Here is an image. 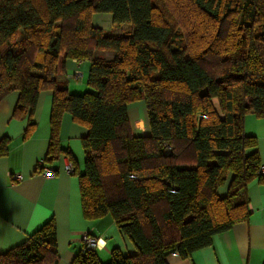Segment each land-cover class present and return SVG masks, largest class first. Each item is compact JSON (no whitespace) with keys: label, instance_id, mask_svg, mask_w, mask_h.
<instances>
[{"label":"trees","instance_id":"1","mask_svg":"<svg viewBox=\"0 0 264 264\" xmlns=\"http://www.w3.org/2000/svg\"><path fill=\"white\" fill-rule=\"evenodd\" d=\"M99 13L122 32L93 25ZM68 59L90 62L87 91L59 81ZM45 90L53 92L45 161L64 151L69 113L88 129L84 216L110 214L137 250L115 248L103 262L83 246L72 264H169L250 219L247 188L264 181L258 140L245 133L247 115L264 117V0H0V102L20 93L13 117H28L24 138ZM139 100L148 136L131 131L128 105ZM56 245L51 219L0 253V264H58Z\"/></svg>","mask_w":264,"mask_h":264},{"label":"crops","instance_id":"2","mask_svg":"<svg viewBox=\"0 0 264 264\" xmlns=\"http://www.w3.org/2000/svg\"><path fill=\"white\" fill-rule=\"evenodd\" d=\"M93 25L109 34H120L123 28L113 25L112 15L95 14ZM107 58L112 52L102 53ZM76 70L83 72L80 83L69 79ZM90 71L89 61L68 59L59 81L73 93L87 91L85 73ZM20 93L11 91L0 102V142L7 138L6 153L0 154V253H5L24 243L49 220L57 225V245L54 251L58 264H72L82 251L83 237L90 234L97 241L95 249L103 262L111 259L113 249L119 248L125 255H134L137 250L129 237L117 226L108 214L99 219H87L83 213L79 175L84 172L85 151L82 138L88 129L73 121L66 113L61 124L59 138L64 149L55 159L45 161L51 139V111L53 92L41 93L33 114L36 127L24 138L28 117H13ZM131 131L136 136L151 134L147 105L144 100L128 105ZM245 133L258 140L257 150L264 167V117L249 114L245 118ZM73 162L76 173L69 174L65 166ZM44 161L43 167H38ZM52 169L54 177H46L44 171ZM17 174L22 175L16 180ZM264 176V171H263ZM225 195L226 188L220 189ZM250 219L235 224L230 230L213 237L212 244L183 258L177 253L168 258L169 264H264V181L256 179L247 188Z\"/></svg>","mask_w":264,"mask_h":264},{"label":"built area","instance_id":"3","mask_svg":"<svg viewBox=\"0 0 264 264\" xmlns=\"http://www.w3.org/2000/svg\"><path fill=\"white\" fill-rule=\"evenodd\" d=\"M80 62V61H79ZM69 79L74 80L77 83H80L83 80V72L80 70H76L74 73L68 75ZM67 159L69 160L65 166V171L69 174H75L76 173V168L73 164V162L67 157ZM44 165V161L39 163L38 167H43ZM264 171V167H261V173L263 174ZM45 176L46 177H54L55 176V172L52 171V169H46L44 171ZM16 180H21L22 179V175L17 174L15 176ZM83 243H84V247L89 248V249H96L98 247L97 241L94 237H92L90 234H86L83 237Z\"/></svg>","mask_w":264,"mask_h":264},{"label":"rangeland","instance_id":"4","mask_svg":"<svg viewBox=\"0 0 264 264\" xmlns=\"http://www.w3.org/2000/svg\"><path fill=\"white\" fill-rule=\"evenodd\" d=\"M88 74H89V71L85 73V82L88 83ZM88 85V84H87Z\"/></svg>","mask_w":264,"mask_h":264}]
</instances>
